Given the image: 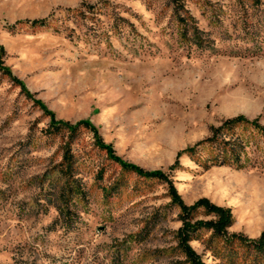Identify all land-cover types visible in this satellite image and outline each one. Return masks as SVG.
<instances>
[{
	"label": "rangeland",
	"instance_id": "1",
	"mask_svg": "<svg viewBox=\"0 0 264 264\" xmlns=\"http://www.w3.org/2000/svg\"><path fill=\"white\" fill-rule=\"evenodd\" d=\"M195 1L183 3L209 42L203 49L179 39L169 0H0V59L31 97L0 74V264L182 260L168 250L174 210L133 240L168 202L164 184L118 178L85 130L70 144L84 199H70V222L57 215L64 139L43 134L48 119L33 100L56 120H88L121 160L166 173L184 204L205 197L228 208L227 233L256 238L264 230V167L256 155L243 170H204L184 154L175 160L226 118L264 126V0L244 10L234 0ZM80 2L97 12L66 10ZM212 11L220 13L210 24ZM43 18L44 27L16 23ZM241 20L251 22L253 36H244ZM208 151L195 154L201 160ZM189 245L204 263L222 264L203 243Z\"/></svg>",
	"mask_w": 264,
	"mask_h": 264
},
{
	"label": "trees",
	"instance_id": "2",
	"mask_svg": "<svg viewBox=\"0 0 264 264\" xmlns=\"http://www.w3.org/2000/svg\"><path fill=\"white\" fill-rule=\"evenodd\" d=\"M197 1H195V5H198ZM202 1L207 2L206 0ZM168 3L171 6V15L176 24V33L179 39L198 49L206 48L209 42L184 8L183 0H169ZM234 4L240 10H244V4H247L248 7H257L259 0H234ZM94 6L80 2L77 8L66 10L82 14L81 9H84L85 12L94 14L97 12ZM212 13L210 24L211 20L214 23L218 21L220 11H212ZM16 23L26 24L29 27H44L48 24L45 18L17 21ZM240 24L244 36H253L251 22L241 20ZM2 53L0 46V58ZM0 74L6 76L13 85L17 86L24 97L31 98L21 82L11 75L7 67L2 65L1 59ZM32 103L48 119L43 134L47 137L59 136L64 139L60 144V161L55 165L61 182V188L57 195L60 204L55 208L60 218L70 222L71 218L69 212H67L70 199L74 197L80 200L84 199L83 191L74 177V160L70 152V144L79 130H85L91 134L93 146L102 151L105 157L119 168L120 176L118 178H123V175L129 174L144 181L155 180L165 186V195L168 202L153 210L143 227L133 236V240L144 239L148 231L164 219L168 211L174 210V220L178 222V226L173 232L174 245L169 247L168 250L173 256L182 259L177 263L180 264L181 261H185L188 264H207L200 260L199 255L189 245L190 242L198 241L203 243L215 258L221 260L222 264H264V230L256 238H246L240 233H227V229L233 223L228 208L215 205L205 197H199L188 205L184 204L166 173L161 170H143L132 163L121 160L114 155L110 144L101 141L96 128L88 120H78L72 124L56 120L54 114L45 110L39 101L33 100ZM208 130L209 135L207 137L176 153L175 160L179 157V154H184L204 170L210 167L222 166L232 167L234 170H243L252 166L250 154H254L264 167V126L258 123V118L247 120L243 116L237 115L222 120L215 127L210 126ZM197 148L199 150L203 148L209 150L206 158L198 159L195 154ZM175 165L174 161L168 167V170H171ZM118 184L119 179L104 194L108 195L113 192Z\"/></svg>",
	"mask_w": 264,
	"mask_h": 264
}]
</instances>
